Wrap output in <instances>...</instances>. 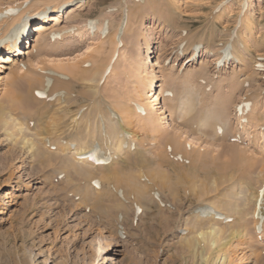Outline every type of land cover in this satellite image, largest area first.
<instances>
[{"label": "rangeland", "instance_id": "obj_1", "mask_svg": "<svg viewBox=\"0 0 264 264\" xmlns=\"http://www.w3.org/2000/svg\"><path fill=\"white\" fill-rule=\"evenodd\" d=\"M245 1L248 6L242 10ZM79 3L80 0H0V13L9 5L19 4L21 12L29 15L36 9L50 16L54 8L64 14L57 20H48L41 32L36 30L40 21L34 20L19 51L0 49V100L6 103L4 92L14 79L20 78L24 89L27 80L40 79L48 73L58 75L59 70L67 77L63 78L66 91H62L74 93L76 99L75 106L71 103L70 111L64 112L68 114L79 105L91 103L83 87L97 92L105 113L116 110L124 125L134 121L132 141L137 153H121L109 168L95 164L81 175L65 173L57 159L60 156H55L51 164H40L1 130L0 264H207L182 241L194 222L206 215L205 205H201L206 198L215 200L214 209L225 216V220H217L224 230L247 232L242 239L227 237L230 264H264V222L257 231L264 219L258 217L264 211V0H87L84 9L77 8ZM155 13L157 19L143 26ZM245 13L256 18L254 33L259 45L243 63L218 67L215 49L220 40L229 46L237 40L244 41L242 36L226 40L224 31L228 27L241 35L236 25L240 23L238 27H242L238 17ZM19 14L0 16V41ZM89 20L99 22L94 32ZM104 23L107 34L101 32ZM58 33L60 36L53 38ZM196 44L211 51H201L197 59L189 60L188 54ZM147 56L153 62L147 61ZM97 69L98 82L83 81ZM151 74L156 78L154 87L146 93L143 82ZM92 84L98 90L88 87ZM166 91L171 94L166 95ZM153 95L160 100L155 122L162 126L156 130L150 125L144 127L134 109L136 101L151 105ZM188 97L195 98L196 108L179 117L176 107ZM242 100V108L237 111ZM246 101H251L249 111ZM50 103L47 112L41 104L36 110L20 107L16 112L25 124L31 121L29 129L33 131L41 122L44 126L50 121L55 108ZM39 105L43 106L41 112ZM33 112H37V118L42 114L40 121ZM210 112L214 114L210 124L220 125V133L210 124L198 127L201 117ZM129 113L136 114L135 118H129ZM70 120L66 116L60 126L66 138L84 133V128H76L77 123L72 127L75 121ZM67 126L72 127H68V134ZM167 156L171 160L178 156L179 162L183 156L176 165L178 174L164 165L169 170L168 180L152 182L149 169H156L159 159ZM142 171L147 176L140 175ZM195 175L199 176V184L209 190L201 200L191 190ZM94 182L106 188H94ZM170 185L179 187V196L170 193ZM133 187L141 188L143 193L138 194ZM119 200L123 204L119 208L110 204ZM136 206L141 207L137 215ZM108 244L112 249L105 252ZM217 257L214 252L210 264L212 260L220 264Z\"/></svg>", "mask_w": 264, "mask_h": 264}, {"label": "bare ground", "instance_id": "obj_2", "mask_svg": "<svg viewBox=\"0 0 264 264\" xmlns=\"http://www.w3.org/2000/svg\"><path fill=\"white\" fill-rule=\"evenodd\" d=\"M86 3H87V0H80V3L77 5V8L84 9ZM74 10H75V8H74ZM32 11L33 12L31 13V15L32 14H35V15L39 14L36 9H34ZM222 11L219 10L218 12L222 13ZM57 12H59V13H57ZM25 13H28V12L23 11L19 15H17V17L13 20L14 23H10L8 25L7 30L5 31V34L3 35V37H5L11 29H14L15 27H17L16 25H18L19 23L22 22L23 15ZM43 14H45V13H43ZM245 14L242 17L241 16L238 17V20H240L241 24H243V25L241 28L238 27V29H236V30H240L241 35L237 36V34H235V32H236L235 29H231L228 27H225V31H224V34L226 36H228V37H226L227 38L226 40L233 41V40H237L239 37L242 36L243 37L242 40H244V41H240V40L238 41L237 40L236 44L234 43V44L230 45V47H229V43H227L225 40L221 39L220 42L217 44L218 48L215 49L216 51L214 50L216 52V56L218 57L217 61L222 57V55L224 53V49L226 50V49L230 48V51H232L236 55L234 57L239 58V61L237 63H243L245 58H248L249 56L252 55V53H251L252 50L259 45L258 40L255 39V33H254V28L257 25L256 18L252 14H249V13L246 15ZM60 17H64V14L61 13V9L58 10V9L54 8V13L50 14V16L45 17L43 19L37 18V21H40V23L37 25L36 30L41 32V30L45 28L44 24L49 23V21L53 20V19L57 20ZM155 19H157L156 13L154 15L148 16V19H147L148 21L147 22L145 21L146 23H144L143 26H148V25L150 26V24ZM131 22H132V19H130L129 23L127 25H125V29H124L125 31L128 30L127 28L129 26V24H131ZM234 34L236 36H234ZM2 40L3 39H1V41ZM223 41H225L226 44H224ZM149 43H150L149 40H147V45H150ZM15 44H16V42H15ZM15 44H14V42L10 41V42L5 43L3 45V47L9 48L15 52L19 51L18 48L20 47V45L15 47ZM11 45H14V47H12ZM202 45L203 44L194 45V47L192 48V50L188 54L189 60L193 59V57L196 53V50H195L196 47H198V46L201 47L200 52L204 51V50H206V52H207L209 50L208 49L209 47L207 49L204 47V49H203ZM3 47H1V48H3ZM210 51L211 50H209L208 52H210ZM198 55H199V52H198ZM147 57H148L147 61L153 62L152 60L149 59L150 58L149 56H147ZM7 59L9 62L11 60V56H8ZM13 60L14 59H12V61ZM229 63L237 64L235 62V59H233ZM62 67H65V66H62ZM65 68H66V70H69V71L72 70L71 68H69V66H67ZM66 70L64 69V71H66ZM58 73L61 74L62 72L60 73L58 70ZM59 74L53 75V73L52 74L48 73V74H43L42 77H40V79H38V78L35 80L29 79V81L27 80V83L24 84V86H25L24 89H22L23 84H22V81H20L21 79L20 78H19V80H18V78L14 79L10 83V88L9 87H8V89L6 88L7 91L4 92V97H5L4 100H6V103H5V101L0 100V131L4 130L3 132L5 133V135L8 136V138L11 140V142L13 144L20 147L22 150H24L25 153H29L31 159L33 158L32 160L38 161L40 164H42V163L51 164V162L54 161L55 156H60L57 159H60L59 164L62 165V168L65 171V173H68L69 171H71V172L74 171L77 174L81 175L83 172L89 171L90 167L92 165H95L96 163L90 162L89 157L88 158L87 157L81 158V156L82 155H88V154L94 152L95 150H98L99 153H102L100 156H98V152H95L94 156L96 157V159H99L97 157H102L105 159L106 163L109 162L107 164H99V166L104 167V168H109L110 166H112L111 165L112 161H114V160L118 161V158L116 156L119 157L121 153L128 151V153L131 154L133 151H136V145L132 141L134 138L133 132L136 129L134 121L129 123V124L124 125V124L120 123L122 120V118H121L122 116L116 110H114V109L109 110V111H107V113H105L103 111L104 110V106H102L103 103H102V101L99 100V94H97V92L94 93L95 91L93 92V90L91 91L90 89L86 90V88L83 87V89H85V91H82V92H83V94H87V95L89 94L88 96L90 97V100H92L91 103L89 105L86 104V106H85L84 105L85 103L82 102V103H84L83 106L79 105L77 107L78 109H76V111H71L72 116L70 115L71 112H68V114L66 112H64V111L69 110V108H70L69 105H71V103L74 104L76 99L73 96L74 93L65 92L66 90L64 88L66 87V83L64 84L65 80H63V78H67V77H64L66 75L64 73H62V74H64V76L61 74L63 76V77L61 76L62 77L61 78V77H59ZM98 75H100V71L97 69L93 73V75L91 74L89 76V78L87 77L85 79L84 78H82V79H83V81H87L88 83L94 84V83L98 82V79H97ZM155 79H156L155 75L151 74V75H149L148 78H146L144 80L143 85H144V90L146 93L152 92ZM48 82H50V85H48ZM93 84L90 86H88V85H86V86L90 87L91 89L93 88L95 90H98L97 86H95ZM72 85H74V84H72ZM83 86H85V85H83ZM63 89L65 91H62ZM72 89H70V90L72 91ZM38 90H42V91L45 90L44 92H47V98L52 97V99L47 101L48 99H45V98L43 99L41 97H38L36 95V91H38ZM47 90L49 91V93ZM83 94H81V96ZM88 96H87V98L89 99ZM87 98H86V101H87ZM152 98H153V100L151 101V105L145 106V109L140 113L136 111L137 112L136 114H137V117L139 116L138 117L139 121H141L144 124V127L145 126L148 127L147 125H150L154 130H156V129H159L158 128L159 126L160 127L162 126V124L160 122H158V121L155 122V119L158 120L157 118L159 116L158 103L160 100H159L158 95H153ZM97 99H98V102L96 101ZM90 100H89V102H90ZM195 101L196 100L194 97H188L186 99H181L180 104H178L176 107V110H179V113H178L179 117H183V116L193 112L196 108ZM49 103L50 104L53 103L55 106V108H53L52 112L50 110V112L53 115L51 114L52 117L48 118V119H50V121L48 120L44 124V126H43L42 122H41V126L39 125L40 127L35 126L34 130L37 129L36 127L39 128V130L37 129V131L35 130V132H33L34 130L31 131L29 129L30 128L29 124H31V121H30V123L28 122L27 124H25L24 123L25 120L22 119L19 116V113L16 112V109H18L20 107H24L26 110L28 109V111H29L32 108L35 109V107H37L38 104L45 105V107L48 104V106H47L48 108L44 107V112H47L46 110L51 108V107H49ZM139 103H142V102L136 101V104H139ZM76 104H78V103H76ZM79 104H81V102ZM41 105H39V107H38V108H40V112H41V108L43 107V106L41 107ZM186 105H189V108H184V106H186ZM73 106H75V104ZM134 109L136 110L135 107H134ZM61 111H62V113L64 112L65 114L59 113ZM33 113H34V115L37 114V112H33ZM33 113H31L30 116ZM46 114L47 113H44V115H46ZM104 114L112 115V116H114V119L113 118L112 119L106 118V116ZM136 114L129 113V118H135ZM41 115H39L38 118L36 115V118L38 119V121L41 120V118H42ZM145 115H146V118L144 119ZM212 115L214 116L213 112H210L209 114H207V116L201 117V119L198 122V127L208 126L211 123L209 118L212 117ZM66 116L70 117V119L72 118V120L75 121V122H72L74 124L71 123L73 125L72 127H74L75 124L77 123L76 128H78L79 131H80V129L84 128V131L82 130L84 133H81V131H80V133H78L76 137L74 136V138H66L67 136L66 137L64 136L65 129L63 127H62V129H64V131H62V129H60V126H62L63 121L65 120ZM72 120H70V122ZM82 120L84 123H82V125H79L80 124L79 122H81ZM152 120H154V121H152ZM34 121H36V120L34 119ZM33 123H36V122H33ZM39 123L37 122V124H39ZM68 125H70V123ZM210 125H212V127L214 128V130L217 133H220L221 129H223L218 124L214 125V123H212ZM33 126H34V124H33ZM70 126H67L66 130H68V127H70ZM72 127H70V128L72 129ZM261 128H262L263 137H264V124L261 125ZM78 129L76 130L77 132H79ZM68 133H69V130H68L67 134ZM55 135H57V136L54 137ZM99 135H100V137H99ZM54 146L56 149L54 148ZM135 153H137V151ZM127 156H129V155H127ZM138 156H140V155H138ZM177 157H175L172 160L168 156H167V159H159L160 163L157 164L156 169L154 168L156 171L152 172L154 169L152 171L149 169V172H148L151 179H153L152 182H159V181L168 180L167 173L169 172V170L164 169L165 166H167L168 169L171 168V170L173 172L175 170V173H177L176 170H178V169L176 168V165H178L182 161V160H180V162L177 161ZM180 157L182 159H184L183 156H180ZM110 159H111V162L109 161ZM140 159H142V158H140ZM96 166H97V164H96ZM143 173L140 175L147 176L145 173L144 174ZM193 177L194 178H192L193 182H192V188H191L192 193H193L194 197L201 200L204 198V196L208 193L209 190L203 184H199V179H198L199 176L195 175ZM180 179H181V177H180ZM178 180H179V176H178ZM189 181H190V178H189ZM215 184H216V181L214 180L212 187H214ZM93 186H94V188L100 189L102 191L106 188V186L104 184H101V183L97 184V185L94 183ZM133 188H134L135 192L136 191L138 192V194L143 193L141 188L136 187L139 190H136L135 187H133ZM97 189H96L97 192H101L100 190H97ZM167 189L170 191L171 194L179 196V187L178 186H171L170 185L167 187ZM186 192L188 193L187 190H186ZM190 196H191V194H190ZM99 197L101 199V196H99ZM108 200L111 201V198L108 197ZM113 201L110 202V204L113 205V207L115 206V208L116 207L119 208V207H121V205H123L121 200H119L116 203ZM205 201L201 205H205V208L208 209V210L204 211V213L206 215L205 216L201 215L202 218L198 219L197 222L196 221L194 222V226L191 228L189 234L182 241L185 242V245L189 249L192 250L193 254L196 257L200 256L201 261H205L207 264L211 263L210 256L214 252L218 254L216 261L218 260V262L220 264H230V259H228L229 258L228 244L230 241L226 240L227 237L233 236V237H238V238L242 239L243 237H245L247 235V232H244L245 229H241V230H239V229L235 230L234 229V230H231L230 232H227L226 230H224V228L218 224L217 220L219 218L225 220L226 218L223 214L221 216H219L220 213L216 212V208L214 209L216 201L212 200L211 198H209V199L206 198ZM263 205H264V203H263ZM204 217H206L207 220ZM258 217H259V219H263L264 218V211H263V213L258 214ZM223 240H226V241L222 242ZM106 246L107 247L105 249V252H107L111 248V244H108ZM104 259H105V257H103V261H104ZM213 263H215V260H212V264ZM239 264H242V263H239Z\"/></svg>", "mask_w": 264, "mask_h": 264}, {"label": "snow or ice", "instance_id": "obj_3", "mask_svg": "<svg viewBox=\"0 0 264 264\" xmlns=\"http://www.w3.org/2000/svg\"><path fill=\"white\" fill-rule=\"evenodd\" d=\"M50 7V6H49ZM94 183H98V182H94Z\"/></svg>", "mask_w": 264, "mask_h": 264}]
</instances>
